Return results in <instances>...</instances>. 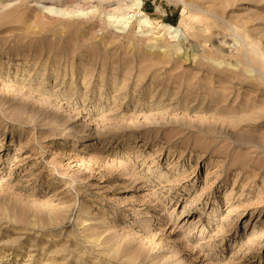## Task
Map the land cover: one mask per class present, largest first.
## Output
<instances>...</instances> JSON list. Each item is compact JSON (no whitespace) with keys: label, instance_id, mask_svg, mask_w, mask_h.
<instances>
[{"label":"rangeland","instance_id":"1","mask_svg":"<svg viewBox=\"0 0 264 264\" xmlns=\"http://www.w3.org/2000/svg\"><path fill=\"white\" fill-rule=\"evenodd\" d=\"M131 1L0 0V264H264V0Z\"/></svg>","mask_w":264,"mask_h":264},{"label":"bare ground","instance_id":"2","mask_svg":"<svg viewBox=\"0 0 264 264\" xmlns=\"http://www.w3.org/2000/svg\"><path fill=\"white\" fill-rule=\"evenodd\" d=\"M131 3H132V5L136 8V9H140L141 7H142V5H143V2H142V0H132L131 1ZM123 20H124V18L123 19H121V20H117V18H116V22L117 23H119V24H125V23H123ZM139 22H140V25H145V24H148L149 23V21H148V18H141L140 20H139ZM127 23V22H126ZM166 28L167 29H169V30H172V31H174V33H176V34H179V30H176V29H174L173 27H171V26H166ZM171 32V31H170ZM173 33V32H172ZM177 37V36H176Z\"/></svg>","mask_w":264,"mask_h":264}]
</instances>
